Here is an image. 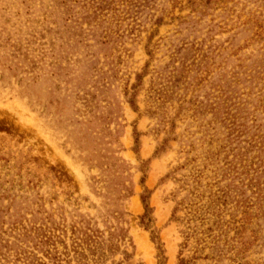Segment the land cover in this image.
<instances>
[{"label": "rangeland", "instance_id": "374dc122", "mask_svg": "<svg viewBox=\"0 0 264 264\" xmlns=\"http://www.w3.org/2000/svg\"><path fill=\"white\" fill-rule=\"evenodd\" d=\"M0 264H264V0H0Z\"/></svg>", "mask_w": 264, "mask_h": 264}]
</instances>
